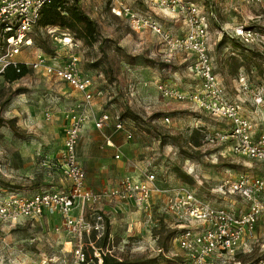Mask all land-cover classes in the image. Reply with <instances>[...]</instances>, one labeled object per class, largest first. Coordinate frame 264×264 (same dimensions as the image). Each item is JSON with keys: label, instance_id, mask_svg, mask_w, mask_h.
Wrapping results in <instances>:
<instances>
[{"label": "rangeland", "instance_id": "rangeland-1", "mask_svg": "<svg viewBox=\"0 0 264 264\" xmlns=\"http://www.w3.org/2000/svg\"><path fill=\"white\" fill-rule=\"evenodd\" d=\"M183 1L196 4L205 20L212 70L223 86L225 97L239 100L240 114L244 113L252 118L256 127L260 128L264 125V111L260 107L255 108L249 93L240 89L235 69L230 70L229 67L232 56L241 61L242 51L246 53L244 49H254L264 54V37L244 43L242 51L230 48L228 42L223 48H217L216 43L221 33L237 38L236 31L240 27L252 29L264 36V2ZM77 2L97 24L98 38L104 41L101 45L105 57L98 49V43L86 46L81 40L75 39L74 46H67L62 40L66 30L62 28L53 32L32 28V44L22 49L17 59L26 63L40 56L54 62L72 53L78 57L80 73L89 75L94 87L103 90V95L91 102L93 114L100 111L120 114L128 109L136 115L135 121L123 120L125 130L130 132L128 139L125 138V132H122L128 145L126 152L119 147H106L108 134L104 129L89 127L92 132L86 136L89 142L82 146H85L87 153L96 150L99 155L95 153L93 159L85 160L82 157L78 161L81 164L85 162L87 167L91 166L88 167L90 175L100 170L101 174L108 173L109 180L112 181L120 177L119 172L113 168L112 161L120 159L127 163L132 159L139 166L146 165L147 171L152 172L160 184H183L202 200L228 211L234 212L236 208L242 210L246 207L238 196L220 193L216 187L224 179L259 174L262 168L260 164L245 156L235 155L230 151L228 143L208 144L205 135L213 129L225 127V121L209 116L188 102L164 99L158 95L154 86L161 80L185 93L192 91V86L197 81L188 70L193 56L179 50L167 52L159 35L148 28L133 31L125 16L111 12V6H128L140 16L154 20L162 31L173 37L180 36L183 32L181 14L171 15L158 0ZM97 58H100L101 64L93 69L88 68L87 64ZM258 60L264 68V59ZM239 69L242 74L247 73L243 67ZM250 69L248 76H244L249 80L250 88L258 87V81L264 86V78L260 81L254 68ZM262 75L264 77V73ZM74 91L66 82H59L40 71L29 70L24 77L10 83L4 82L0 77V118L3 121L13 119L20 135L12 134L8 125L2 123L0 178L11 186L18 185L13 187L16 188L15 191L29 194L32 184H36L40 190L66 185V179L59 173L58 167L51 168V158H58L62 150V138L67 125L66 111L80 98V94ZM164 116L168 117V122L163 121ZM194 128L199 129L200 136V144L196 147L187 142L188 134ZM79 137L80 135L77 140ZM162 140L168 143L162 144ZM172 140L174 145L170 143ZM174 169L190 177L191 182L178 178ZM90 185L96 188L100 183L98 180H90ZM4 190L7 192L8 188ZM119 204L122 205L113 206L107 213L96 209L102 212L106 225V239L102 249L107 248L111 255L126 261L182 264L183 253L174 240L166 249L157 250L159 245L155 231L158 220H164L168 228H176L172 215L165 212L161 204L151 205L146 211L136 205ZM94 210H89V213ZM147 213L150 214V219L147 218ZM255 226L251 235L244 238L241 249L219 264H253L264 257V217ZM68 239L55 219L44 216L36 219L20 218L13 225L0 223V264H71V245L67 243ZM90 251L86 247V254L91 255Z\"/></svg>", "mask_w": 264, "mask_h": 264}, {"label": "built area", "instance_id": "built-area-1", "mask_svg": "<svg viewBox=\"0 0 264 264\" xmlns=\"http://www.w3.org/2000/svg\"><path fill=\"white\" fill-rule=\"evenodd\" d=\"M48 1L0 0V74L10 65L15 67L17 63H23L32 71H40L59 82H66L80 93V98L66 111L67 125L62 138V150L59 159L52 165L58 167L68 186L63 191L47 188L30 194L0 189V223L13 225L20 218L36 219L55 214L59 217L60 228L65 229L71 238V264H101L99 252L111 255L110 250L96 248L94 242L104 235L106 225L101 211L94 210L87 217V207L108 198L131 200L146 211L150 206V196L158 194L162 195V209L172 215L175 227L181 229L174 241L183 253L182 264H206L214 256L225 259L233 256L241 249L243 237L251 235L256 223L264 217V128L254 137L252 121L240 114L239 100L225 97L223 86L212 70L206 23L197 5L191 1L158 0L168 13H179L182 16L183 32L174 37L162 31L154 20L140 16L128 6H111V12L125 16L133 31L148 28L159 35L167 52L179 50L193 56L188 70L197 81L192 91L185 93L161 80L154 86L158 95L164 99L188 102L209 116L224 120L225 127L211 130L205 135V141L214 145L228 143L232 153L245 156L262 167L259 175H239L233 179H224L217 185L218 192L234 194L246 204L238 213L211 205L183 184L159 187L155 183L154 174L149 171H145L139 180L124 177L108 190L93 192L84 187L85 173L75 157V146L83 124L89 121L93 127L102 129L112 123L114 129L125 132L127 139L130 132L125 130V123L119 119L117 112L92 113L91 102L94 97H101L103 90L94 87L89 75L80 73L78 57L74 54L70 53L66 58L54 62L40 56L26 63L17 59L22 49L32 44L31 29L41 6ZM43 29L53 32L56 28ZM63 34H66L62 37L66 45L74 46L75 41L67 33ZM236 36L243 43L264 37L242 27L236 31ZM237 83L241 90L249 93L251 102L264 111V87L258 85L251 89L242 72L237 75ZM163 121L168 122V117L164 116ZM146 216L150 219L149 213ZM86 247L91 250V255L86 254ZM253 264H264V257Z\"/></svg>", "mask_w": 264, "mask_h": 264}, {"label": "trees", "instance_id": "trees-1", "mask_svg": "<svg viewBox=\"0 0 264 264\" xmlns=\"http://www.w3.org/2000/svg\"><path fill=\"white\" fill-rule=\"evenodd\" d=\"M44 27H54L56 29L62 28L66 30V33L69 35V37L72 40L79 39L86 46H92V44L98 43V49L102 52V56L105 57L103 53L104 52L103 45H101V43L102 42L104 43V41L99 40L98 38L99 36H98L97 24H95L94 19L90 18L84 12L82 7L79 6L77 0H49L48 2L44 3L40 8L39 16L33 28L35 30H40ZM250 30L254 31L252 29ZM254 32L257 33V31H254ZM223 34L224 33H221V37L216 43L217 48H220L221 46L223 48L228 42L230 48L234 50H239V51L243 50L242 48H243L244 43L241 40H239L238 36L237 38H235L233 36H230V35L225 36ZM42 49H46V48H42ZM244 50L246 53L244 54L242 51L243 58L241 59V61L237 60L234 56L231 57V63L229 67L230 70H233L232 68H234L235 73L238 75V73H241L239 71L240 70L239 68L241 67H243V69H245L247 73L251 72L250 68H254L256 74L260 77L259 80L261 81V79L264 78L262 75L264 73V68H263V64L258 59L260 58L264 59V54L262 52L255 51L254 49H244ZM44 51H47V49ZM235 61H238V62L235 63ZM101 62L102 61L100 60V58H97L93 60L92 63H88L87 67L90 69L96 68L101 64ZM29 70L30 69L27 66H25L23 63H17L15 67L11 65L6 67L3 70V72L0 74V77L2 78L4 82L10 83L12 81H16L24 77ZM247 73L245 72L243 75L245 76L247 75ZM258 85H262V84L259 83L258 81ZM118 117L122 122H124L123 121L124 119L135 121L137 118L136 115L133 114L128 109L126 111H123L120 114L118 113ZM3 122H5L6 125H8L12 134L16 136H20L16 130L13 119L3 121L0 118V127ZM198 132H199V129L194 128V129H191L188 134L187 142L192 147H196L200 144V136H198L199 135ZM161 143L165 144V143H168V141L166 142L162 140ZM170 143L173 145L175 144L173 140ZM174 173L182 181L191 182V178L184 175V173H182L180 170L174 169ZM0 187L4 189L8 188L7 191L14 192L16 188H13V187H18V185L11 186L4 179L0 178ZM29 190H30L29 194L40 191V189L37 188L36 184H32ZM180 231L181 229L168 228L164 220L163 221L158 220V223L156 225V231H155L158 245H159V247H157L158 248L157 250L160 251V250L166 249L167 245L177 237ZM105 237H106V229H105L104 235L100 239L94 242V246L96 248L102 247L104 240L106 239ZM99 255H101V264H150L148 262H140L139 260L126 261L123 259H118L116 256H111V255H108L107 253L99 252Z\"/></svg>", "mask_w": 264, "mask_h": 264}, {"label": "crops", "instance_id": "crops-1", "mask_svg": "<svg viewBox=\"0 0 264 264\" xmlns=\"http://www.w3.org/2000/svg\"><path fill=\"white\" fill-rule=\"evenodd\" d=\"M74 92L75 93H79L78 91L77 92L74 91ZM95 98H100V97H94L93 99H95ZM255 108H256V106H255ZM100 112H106V111H100ZM100 112L96 113V115L99 114ZM242 115L246 116L251 121H253L252 122L253 123L252 135L254 137H257L259 135L260 131L262 130V126L264 127V125L261 123L262 126H260V128H258V127H256L257 126L256 125V122L254 120H252V118L248 117L244 113ZM89 127L92 128V129H94V127H93V125H92L91 122H89V121L88 122H85V124L81 127V129L79 131L80 137L78 139L79 140L78 141V147H77V149L75 147V157L77 158V161H78V158H82V157L85 158V160H87V159H93V157H94L93 155L95 153H97L99 155L98 151H96V150H95V152L90 151L88 153L85 150V146L84 145L89 142V140L87 141L86 136L88 134L92 133V132H90ZM102 129H104L103 131L106 132V134H108V137H106V140H105V143H106L105 146L106 147H109L110 148L111 146H113L116 149H117V147H119L124 152H126L128 150V145L125 142V140L123 139V133H122L123 131L122 130H116V129H114L112 123L110 125L102 128ZM82 144H84V145L82 146ZM117 158H119V157H117ZM56 159H57V157L51 158V161H52L51 162V168H54L55 167V166H52V165L54 164V162H56ZM81 161H83V159H81ZM98 161L101 162V164H102V161L101 160H98ZM80 165H81V167L83 169V172L85 173V177H84V187L86 189H89V190L93 191V192L102 191V190H108V188L112 187L114 184H116V182L118 180H120V179H122L124 177H130V178H132L134 180L142 179L143 178V174L145 173V171H147L146 165H145V167L144 166L142 167L141 165L139 166L137 164V162L136 163L133 162L132 159L131 160H128L127 163H125L124 161H122L120 159H117V160L112 161V165H113V168H115V170L117 172H119V176L120 177L117 178L116 180L113 179L111 181V180H109L110 178L108 176L109 175L108 173H105V174L103 173L104 175H106L105 176L106 178H103L104 175L101 174L100 170H98V173L95 172L92 175H90V173H88V172H89V168H91V166H88L89 167L88 168L87 167L88 164H85V162L82 163V164L80 163ZM99 168L100 167H98V169ZM259 174L256 173L255 175H259ZM90 180H98L99 183H100V185L98 187L94 188V187H92L90 185ZM66 182H67V180H66ZM155 183L159 187H162V186L163 187H171V186H166L164 184H160L158 180H155ZM67 186H68V182L63 187H59L58 188V187H55V186H51L48 189H51V190H62L63 191V189L67 188ZM161 199H162V195L152 194L150 196V199H149L150 206L151 205H156V206L157 205H160L161 204ZM119 203H123V204H126L128 206H130V205L135 206V204H133V202L131 200L130 201H119L117 199L103 198L100 202H97V204L90 205L89 207H87V209H86V216L87 217H90L89 210H91V209H95V210L96 209H99L103 213L104 212L105 213L110 212L112 210L113 206H115V205H122V204H119ZM161 206H162V204H161ZM240 210L241 209H237L236 208L235 209L236 212L235 211L234 212L235 213H238ZM74 214H75V210H74ZM44 217H46V218L48 217L50 219H55L56 220V223H58L59 228H60L59 217L57 215H55V214H53V215H46ZM174 226H176V225H174ZM62 232H63V234H65L66 236H68L69 239H68L67 243H70V245H71L70 235L66 232L65 229L64 230L62 229ZM247 236H249V234H246V236L243 237L242 243H243L244 238L247 237ZM224 259H225V257H217V256H214V257L210 258L207 261L206 264H219V263H223L224 262L223 261Z\"/></svg>", "mask_w": 264, "mask_h": 264}]
</instances>
